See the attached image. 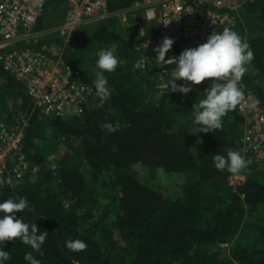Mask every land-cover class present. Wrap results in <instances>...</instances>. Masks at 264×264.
<instances>
[{"label":"trees","instance_id":"trees-1","mask_svg":"<svg viewBox=\"0 0 264 264\" xmlns=\"http://www.w3.org/2000/svg\"><path fill=\"white\" fill-rule=\"evenodd\" d=\"M134 1L108 0L110 15L77 28L67 40L36 34L15 44L61 55L93 90L91 69L82 64L96 68L97 50L113 51L120 62L105 72L110 98L79 116L40 114L23 84L0 63V104H12L6 123L26 117L20 150L28 163L19 181L0 183V200L25 197L29 206L18 217L48 231L39 252L18 237L5 240L0 246L11 256L5 264H28L24 254L29 251L41 264H264V163L248 164L241 172L244 180L232 185V173L217 169L212 159L216 152L236 150L242 117L235 107L222 117V128L198 133L192 105L204 97L212 78L191 82L181 100L176 93H158L148 75L134 70L135 44L157 31L156 24L145 20L129 31L118 28V14L113 13ZM55 4L64 12V0H47L45 11ZM40 28L41 17L34 29ZM230 28L253 50L252 71L242 79L264 108L259 83L264 73V0L248 1ZM77 45L90 47V58L74 53ZM14 117L19 118L10 122ZM105 122L114 131L103 128ZM50 135L70 146L68 161L48 159L56 147ZM137 163L185 179L179 189L164 192L135 178L130 169ZM69 238L84 240L87 247L69 250Z\"/></svg>","mask_w":264,"mask_h":264},{"label":"built area","instance_id":"built-area-1","mask_svg":"<svg viewBox=\"0 0 264 264\" xmlns=\"http://www.w3.org/2000/svg\"><path fill=\"white\" fill-rule=\"evenodd\" d=\"M47 0H0V63L2 68L15 80L21 82L34 106L44 116L72 118L83 114L94 104H100L92 85L84 82L55 50V57L30 47H16L24 38L37 34L34 29L38 19L45 12ZM250 0H135L118 14H135L142 11L143 20L154 23L157 31L142 38L134 48L136 57L132 61L134 70L146 74L158 93H176L184 100L187 93L171 91L168 88L174 57L188 47L204 42L213 30L230 28L239 18L244 5ZM108 0H64V13L53 27L56 35L63 40L82 26H91L110 15ZM143 33V30L141 31ZM164 36L173 38L172 47L162 62L155 59L153 51ZM146 45V47H145ZM146 64V69L141 67ZM177 84H191L177 80ZM243 98L236 105L242 117V133L236 150L241 151L252 165L264 163V108L260 105L257 93L241 78L238 82ZM79 105L82 111L74 112ZM26 117L14 123L0 122V183L11 184L19 181L28 170V163L21 152V137ZM54 153L48 155L49 160ZM56 168V165H51ZM244 180V175L230 174L232 185Z\"/></svg>","mask_w":264,"mask_h":264},{"label":"clouds","instance_id":"clouds-1","mask_svg":"<svg viewBox=\"0 0 264 264\" xmlns=\"http://www.w3.org/2000/svg\"><path fill=\"white\" fill-rule=\"evenodd\" d=\"M173 42V38L164 36L153 48L156 52L155 59L167 62L169 57L175 58L171 61L175 66L171 71L169 90L186 94L191 90V84H177V80L199 84L205 78H212L203 90L204 97L192 105L193 123L199 126L198 133L222 128V117L235 108L244 95L238 82L247 70L245 65L254 58L247 39L234 29L225 27L220 31L213 30L206 40L197 46L185 48L178 56H169L165 59ZM95 55L98 70L92 83L95 95L103 102L111 95L105 72L114 71L120 61L109 48L98 49ZM140 66L146 69L145 63H141ZM73 111L79 112L82 109L79 105H74ZM101 126L108 131H114L110 122H105ZM212 159L217 169H227L232 174H240L250 163L241 151L232 148L226 149L223 153L216 152ZM28 206L29 201L22 196L0 200V245H4L5 240L18 237L32 249L38 252L41 250L48 231H41L36 223L25 222L17 215ZM65 247L72 251H82L87 247V243L81 239L69 238L65 241ZM10 258L9 251L0 246V264H5ZM24 260L28 264H41V260L31 251L25 252Z\"/></svg>","mask_w":264,"mask_h":264},{"label":"rangeland","instance_id":"rangeland-1","mask_svg":"<svg viewBox=\"0 0 264 264\" xmlns=\"http://www.w3.org/2000/svg\"><path fill=\"white\" fill-rule=\"evenodd\" d=\"M63 8L64 7H62L60 4H55L54 6H52V8L46 9L43 16L41 17V28L37 31V35L46 37V38H53L56 36V33L53 30V27L61 20V17L64 13ZM116 16H117L116 22L118 23V28L121 31L122 29L124 31H129L132 28L134 29V27L132 26L135 24H138L137 23L138 21L143 20L142 11H137V13L135 14L125 13V12L120 11L118 12V15ZM55 50L57 51L58 49L56 48L54 49V51ZM73 52L80 54V56L82 57L90 58V53H91L90 47H87L85 45L84 46L77 45L76 47L73 48ZM85 65H87L91 69L90 76L93 79H95V74L97 71L96 68L90 65L89 63L82 64V67H84ZM245 67L247 69L246 72L252 71V68L249 64H246ZM259 83L264 89V73ZM154 95L156 96L157 94L154 92L152 93L151 96H154ZM7 107L8 108H6V102H2L0 104V122L6 123L7 121H9L8 119H10L8 110L12 111V104L8 105ZM18 118L19 117H14V119L13 120L11 119L10 122H14ZM49 138L56 144V147L52 151V153H54L55 155V159L68 161L71 155L70 146L67 145L63 139H60V138L57 139L52 135H50ZM50 145L51 143H48V145L47 146L45 145V147L49 149ZM130 172L135 176V178L140 180L142 183L150 187L160 189L164 192H173L179 189L185 179V177L181 174L166 172L159 167L143 165L140 163L133 165L132 168L130 169ZM228 178H229V175H228ZM101 203L100 205H102ZM223 247H227V244H224Z\"/></svg>","mask_w":264,"mask_h":264},{"label":"crops","instance_id":"crops-1","mask_svg":"<svg viewBox=\"0 0 264 264\" xmlns=\"http://www.w3.org/2000/svg\"><path fill=\"white\" fill-rule=\"evenodd\" d=\"M63 16V15H62Z\"/></svg>","mask_w":264,"mask_h":264}]
</instances>
